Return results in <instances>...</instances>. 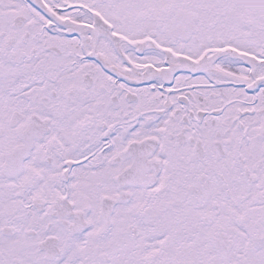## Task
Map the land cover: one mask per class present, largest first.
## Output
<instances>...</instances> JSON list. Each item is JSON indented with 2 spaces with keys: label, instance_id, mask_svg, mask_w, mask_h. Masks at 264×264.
Wrapping results in <instances>:
<instances>
[{
  "label": "flooded vegetation",
  "instance_id": "af4514ba",
  "mask_svg": "<svg viewBox=\"0 0 264 264\" xmlns=\"http://www.w3.org/2000/svg\"><path fill=\"white\" fill-rule=\"evenodd\" d=\"M264 264V0H0V264Z\"/></svg>",
  "mask_w": 264,
  "mask_h": 264
},
{
  "label": "water",
  "instance_id": "95a60500",
  "mask_svg": "<svg viewBox=\"0 0 264 264\" xmlns=\"http://www.w3.org/2000/svg\"><path fill=\"white\" fill-rule=\"evenodd\" d=\"M209 264H227L224 253L220 252L218 256L210 260Z\"/></svg>",
  "mask_w": 264,
  "mask_h": 264
}]
</instances>
